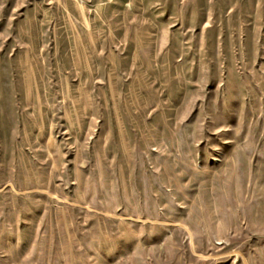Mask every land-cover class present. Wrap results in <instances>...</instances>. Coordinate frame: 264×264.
<instances>
[{
    "label": "rangeland",
    "instance_id": "rangeland-1",
    "mask_svg": "<svg viewBox=\"0 0 264 264\" xmlns=\"http://www.w3.org/2000/svg\"><path fill=\"white\" fill-rule=\"evenodd\" d=\"M0 264H264V0H0Z\"/></svg>",
    "mask_w": 264,
    "mask_h": 264
}]
</instances>
